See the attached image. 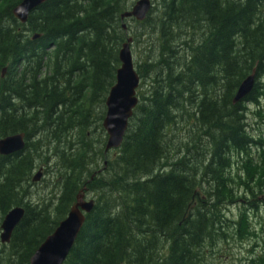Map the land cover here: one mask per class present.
<instances>
[{
	"label": "trees",
	"instance_id": "1",
	"mask_svg": "<svg viewBox=\"0 0 264 264\" xmlns=\"http://www.w3.org/2000/svg\"><path fill=\"white\" fill-rule=\"evenodd\" d=\"M22 1L0 0V140H26L0 156V234L25 211L0 264H30L84 189L95 206L64 264H218L235 239H254L246 264H264V222L252 224L264 215V0H152L141 23L121 20L136 0H49L26 24ZM129 37L147 44L133 57L139 103L106 153Z\"/></svg>",
	"mask_w": 264,
	"mask_h": 264
},
{
	"label": "water",
	"instance_id": "2",
	"mask_svg": "<svg viewBox=\"0 0 264 264\" xmlns=\"http://www.w3.org/2000/svg\"><path fill=\"white\" fill-rule=\"evenodd\" d=\"M49 0H23L14 9L13 15L22 24H26L28 17L40 6ZM152 8L151 0H137L132 8L121 16V20L133 19L139 23L145 21ZM123 29H127L123 25ZM40 38L35 35L33 39ZM132 39L128 38L122 45L119 53L120 68L116 73V82L110 89L106 99V116L103 121V129L107 135L105 152L119 150L123 144L129 122L134 110L139 103L137 90L140 85V77L134 66V58L131 50ZM6 72V69L3 72ZM257 80V71L253 70L239 86L233 104L244 101L253 92ZM25 135L17 134L0 140V156H11L21 152L25 147ZM42 172L39 171L33 182H39ZM85 191V189H84ZM83 191V192H84ZM81 192L72 206L67 218L62 221L56 230L39 247L30 260V264H64L75 245V242L86 222L87 216L93 211L95 201L87 200ZM25 211L22 207L12 209L1 223L0 241L9 244L16 227L21 223Z\"/></svg>",
	"mask_w": 264,
	"mask_h": 264
},
{
	"label": "rangeland",
	"instance_id": "3",
	"mask_svg": "<svg viewBox=\"0 0 264 264\" xmlns=\"http://www.w3.org/2000/svg\"><path fill=\"white\" fill-rule=\"evenodd\" d=\"M137 1V0H136ZM135 1V3H136ZM134 3V4H135ZM126 25L129 24V26H133V24L129 21L124 23ZM133 31H135V27H132ZM127 30V29H126ZM133 31L130 30V37H133L132 33ZM129 37V38H130ZM145 44V43H142ZM147 46V44H145L143 47H141V45L139 44H131V49H132V54L133 57L137 58V60L139 59V57L142 55V53H144V49ZM143 57V55H142ZM261 83L262 86H264V78L261 79ZM38 171V170H37ZM37 174V172L34 174V176ZM45 182V181H44ZM36 191L40 194L41 197H48L50 190L46 189L44 187V183H42L41 181L39 182ZM240 206L236 207V215L239 212ZM261 222H264V215H262V218L259 219L258 222V218H254L252 221V224L256 227L259 228V225L261 224ZM255 240L252 239L249 241L247 240H237L235 239L234 241L230 242L227 246H225L221 260H219L218 264H246L247 263V259L250 257V251H251V247L254 244ZM260 252V251H259ZM257 255H259L258 253H256ZM262 264V263H261Z\"/></svg>",
	"mask_w": 264,
	"mask_h": 264
},
{
	"label": "flooded vegetation",
	"instance_id": "4",
	"mask_svg": "<svg viewBox=\"0 0 264 264\" xmlns=\"http://www.w3.org/2000/svg\"><path fill=\"white\" fill-rule=\"evenodd\" d=\"M40 170H42V169H40ZM42 177H43V170H42ZM42 177H41L40 181L42 180ZM40 181H39V182H40ZM39 182H36V183H39Z\"/></svg>",
	"mask_w": 264,
	"mask_h": 264
},
{
	"label": "bare ground",
	"instance_id": "5",
	"mask_svg": "<svg viewBox=\"0 0 264 264\" xmlns=\"http://www.w3.org/2000/svg\"><path fill=\"white\" fill-rule=\"evenodd\" d=\"M153 6V5H152ZM26 141V140H25ZM1 242V241H0Z\"/></svg>",
	"mask_w": 264,
	"mask_h": 264
}]
</instances>
